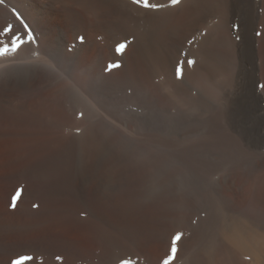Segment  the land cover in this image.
<instances>
[{
    "label": "bare ground",
    "instance_id": "1",
    "mask_svg": "<svg viewBox=\"0 0 264 264\" xmlns=\"http://www.w3.org/2000/svg\"><path fill=\"white\" fill-rule=\"evenodd\" d=\"M13 8L82 96L55 90L29 63L37 45L0 57V264H160L177 231L174 264H264V0H182L159 11L130 0H5L0 28L22 30ZM109 64L119 67L106 72ZM230 90L255 126L242 125ZM125 137L148 158L125 152ZM88 150L101 153L106 178L89 177L98 173ZM124 170L141 244L107 226V212L77 205L85 193L108 196Z\"/></svg>",
    "mask_w": 264,
    "mask_h": 264
},
{
    "label": "snow or ice",
    "instance_id": "2",
    "mask_svg": "<svg viewBox=\"0 0 264 264\" xmlns=\"http://www.w3.org/2000/svg\"><path fill=\"white\" fill-rule=\"evenodd\" d=\"M182 0H168V4H162V3H153L152 0H130L131 5H136L138 7H141L143 9H148L152 11H159L162 8L165 7H177L180 5ZM5 0H0V4H4ZM12 13L15 16V19L19 22V24L22 26L21 31H15L14 25L12 23H8L2 28H0V35H5L9 37L10 43L3 44V46H0V57H9L13 56L14 54H17L19 50H21L23 47L28 45H37V49L33 50L31 55L35 57L34 60L29 61V63L33 65H37L43 68V70L54 77L55 81H67V84L65 86L69 96L71 99H76L78 97L82 96V93L80 91V88L71 80L66 79L65 74L60 71L56 64L49 63L48 60L44 59L40 53H39V46H38V40L37 37L34 35L33 30L30 28L28 23L25 22V19L21 15L20 12H18L15 8L12 9ZM259 35V33H258ZM78 39L83 42V37H78ZM125 43H120L116 51L119 53H123L126 49ZM196 63L195 60H188L187 64L189 66H194ZM119 67L118 64H109L106 66L105 71L110 72L114 68ZM7 66L5 65V73L7 74ZM177 78H182L183 76V70L182 67L178 68L177 70ZM261 89H264V84L260 85ZM134 111V109H133ZM79 116L83 117L84 113L80 112ZM79 132V129L76 130ZM127 143L124 145V151L128 153H133V158L137 161H144L148 158L149 153L146 149H137L136 141L134 140H128L127 137H125ZM20 190H17V193L15 196L12 197L10 208L15 210L17 207V198L19 197ZM33 207H38V205H33ZM183 239V233L180 231L175 232L170 239V246L167 254L162 258L160 261V264H174V261L177 258V253L179 251V243ZM249 257H246L248 259ZM12 264H22L21 260H13ZM121 264H128L127 261H121Z\"/></svg>",
    "mask_w": 264,
    "mask_h": 264
},
{
    "label": "rangeland",
    "instance_id": "3",
    "mask_svg": "<svg viewBox=\"0 0 264 264\" xmlns=\"http://www.w3.org/2000/svg\"><path fill=\"white\" fill-rule=\"evenodd\" d=\"M249 6L250 5H248L247 7L245 6V10H244L245 12L246 11L248 12V14H247L248 18L251 16V11H250ZM238 68H236L235 70L233 69V72L231 73V75L235 74V72L238 73ZM230 92H232V91L230 90ZM232 94H233L232 98H233L234 104H235V111L234 112L238 116V118L242 121V125L245 127L255 126L257 124L256 122L258 120L256 118H254L253 114L249 111L247 106H245V105L240 106L239 98L241 97V94L238 93L237 91L232 92ZM206 103H208V105L210 104L207 101H206ZM207 110H208V114L215 112V109L213 107H208ZM172 112L177 113L178 115L182 114L181 110H178L175 108H173ZM201 112H202V109L201 108L199 109V107L195 111L196 114H199ZM193 125H195V124L193 123ZM195 126H197V123ZM88 154L91 157H93L91 164L94 166L95 170L98 173V175L90 174L89 177L94 182L98 176L106 178L107 176L104 173L99 175L100 171L102 170L103 165L99 166L96 162V158L98 157L100 159L101 163L103 164L104 159L101 156V153L97 150H95V151L94 150H88ZM129 172H130V170L129 171L127 170V172H126V170L123 171V175L125 173V177L123 179L124 181L121 182L122 184H120V185L117 184V185H115L114 188H110L109 189L110 193L108 194V196H103L102 198H99L98 201H95L89 194L85 193V197L83 199H78L77 205H78V207H84L86 209V211H90L91 209H93L95 212L97 211L101 214H106V212H107L108 213V214H106V215H108V220L106 223L107 226H110L114 230V232H116V234L123 241H125L129 244H131V243L133 244V242L135 241V240L133 241L132 239H130V237H129L130 234L136 233L135 243L137 242L138 244H141L145 238V230H144V227H143L141 222L138 226H136V225L134 226V224H133V218H134L136 213L138 214V210H137V204H135L136 201L134 200V198L131 195L132 193L130 192L131 191V179H130V173ZM89 189H91V185L87 190L88 192H90ZM91 199H93V200L91 201ZM85 204H86V206H85ZM88 208H90V209H88ZM102 210H103V212H102ZM123 233H124V235H123ZM2 245L6 246L8 244L2 243Z\"/></svg>",
    "mask_w": 264,
    "mask_h": 264
},
{
    "label": "clouds",
    "instance_id": "4",
    "mask_svg": "<svg viewBox=\"0 0 264 264\" xmlns=\"http://www.w3.org/2000/svg\"><path fill=\"white\" fill-rule=\"evenodd\" d=\"M67 81H55V90L65 88Z\"/></svg>",
    "mask_w": 264,
    "mask_h": 264
}]
</instances>
